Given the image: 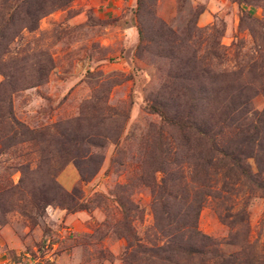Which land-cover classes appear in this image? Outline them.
Masks as SVG:
<instances>
[{
    "label": "rangeland",
    "instance_id": "rangeland-1",
    "mask_svg": "<svg viewBox=\"0 0 264 264\" xmlns=\"http://www.w3.org/2000/svg\"><path fill=\"white\" fill-rule=\"evenodd\" d=\"M3 1L0 264H264L263 142L203 172L160 118L264 112V0Z\"/></svg>",
    "mask_w": 264,
    "mask_h": 264
},
{
    "label": "trees",
    "instance_id": "trees-1",
    "mask_svg": "<svg viewBox=\"0 0 264 264\" xmlns=\"http://www.w3.org/2000/svg\"><path fill=\"white\" fill-rule=\"evenodd\" d=\"M6 3L4 0L2 2L3 6ZM5 9V8H4ZM22 13V17L26 20L35 19L37 16L43 14L42 7L39 8H31L28 7L23 11L20 10H13L12 14L8 16L9 25L12 28L14 25V19L22 20L24 18H19L20 14ZM0 21H3V18L0 15ZM3 28V27H2ZM22 28L27 29L28 31L32 30L33 27L30 25L24 26ZM216 94V92H215ZM217 96L215 95L213 98L216 100ZM182 107L183 109H180ZM194 106L189 104H179L174 110V114L170 118L169 115L163 114L164 112H159L158 115H162L160 117L165 123L169 124L170 126H174L177 131L181 134V143L188 144L186 152L189 150L192 154L193 160L195 161V166L197 167L196 170L200 169L203 172L206 170L207 167H217V168H225L223 159H227L230 164L235 167V171L239 175L245 176V170L241 168V157L243 158V152L240 147L235 151L232 150L228 146H218L215 143L214 137L215 134L211 133V129L214 126V122L216 120H220L223 117L224 120H227L229 123L236 122L238 119H244L241 124V128L237 127L239 134L241 135V145L249 146L250 144H254L255 141L263 142V146L260 145L259 148L264 150V112H262L259 116L257 113H253V116L256 117L252 120V124L246 127L243 126L246 121V117H243L244 109H238L237 112L232 108H226L225 111L217 109L214 107L212 111L208 112L205 117L202 119L196 120V116L194 114ZM187 109V112L185 111ZM190 109V110H189ZM10 112V111H9ZM233 112V114H232ZM260 117V119L258 118ZM254 123H259V125H255ZM246 125V124H245ZM263 128V131L261 130ZM262 132V137L258 134ZM193 142L194 145L190 146V143ZM193 151V152H192ZM218 158V159H217ZM215 162L212 163V160ZM193 170H195L193 168ZM215 170V168H214ZM226 175V173H224ZM228 176V175H227ZM235 176V175H234ZM193 235H196L195 233ZM194 240L191 236H188L186 240V246H188V256L189 253L198 254L200 253L199 250H196V242L191 243ZM201 246L203 242H201ZM195 248V249H194ZM189 259H193L192 257H188Z\"/></svg>",
    "mask_w": 264,
    "mask_h": 264
}]
</instances>
